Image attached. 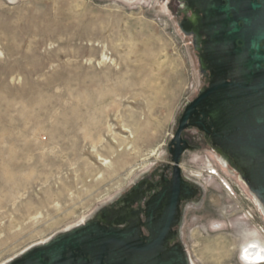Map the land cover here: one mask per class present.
<instances>
[{"label":"rangeland","instance_id":"1","mask_svg":"<svg viewBox=\"0 0 264 264\" xmlns=\"http://www.w3.org/2000/svg\"><path fill=\"white\" fill-rule=\"evenodd\" d=\"M184 5L0 0V264L171 179L169 145L205 86ZM183 139L182 177L199 194L177 241L195 264H245L251 235L264 241L247 182L196 129Z\"/></svg>","mask_w":264,"mask_h":264},{"label":"water","instance_id":"2","mask_svg":"<svg viewBox=\"0 0 264 264\" xmlns=\"http://www.w3.org/2000/svg\"><path fill=\"white\" fill-rule=\"evenodd\" d=\"M181 1L185 6L189 5L188 0ZM220 1L208 0L207 3V15L215 13L221 17L222 25L216 33L221 43L217 46L230 47V53L240 68L255 73L249 75L245 83L214 84L185 108L169 145L173 161L172 178L146 207L149 241H142L138 227L125 231L108 229L102 224L106 222L101 221L100 214L98 220L31 250L14 264H129L131 259L141 264H154L160 261L163 247L177 220L182 195L187 199L194 195L191 189L194 185L183 180L180 167L182 156L191 149L183 139V133L193 125L192 117L205 99L215 94H224L243 105L244 111H253V123L250 124L248 116L244 115L238 125L240 134L227 137L222 142L233 150L243 151L241 156L233 157L251 170V178L264 200V0H224L227 4ZM181 13L187 17L185 9H181ZM185 21L186 18L181 27ZM237 40L244 44L242 49L236 48ZM174 262L171 260L167 264Z\"/></svg>","mask_w":264,"mask_h":264},{"label":"flooded vegetation","instance_id":"3","mask_svg":"<svg viewBox=\"0 0 264 264\" xmlns=\"http://www.w3.org/2000/svg\"><path fill=\"white\" fill-rule=\"evenodd\" d=\"M218 1L220 0H217V2ZM220 2L227 4L224 0ZM196 3L197 5L199 4L198 7L200 6L199 10H201L199 11L200 16L204 19L201 39L204 44L196 47L194 45L195 35H190L188 37L193 40V45L196 51L198 50L197 53L200 60V69L205 81V86L202 92L191 103H193L199 96L205 94L214 84L223 82L245 83L247 82V77L255 73V71L249 73L248 71H244L240 68L238 61L232 57L230 53V47L226 48L224 45L217 46V43H221L220 38H217L216 36L218 29L222 25L220 20L221 17L217 16L215 13L207 15L208 0H197ZM184 9L187 12L186 22H195L197 18L195 13L198 11V8L196 7V11H189L187 6L184 5ZM185 18L186 16L183 15V20ZM239 26L243 27L241 22H239ZM188 31L192 33L191 29ZM243 45L244 44L241 43L240 40L236 41L237 49H242ZM202 54H204L206 60L202 59ZM215 105L219 106V113H214L213 106ZM244 115L248 116L249 122L252 124V110L244 111L243 105L228 99L224 94H215L205 99L203 104L197 109V112L193 115L191 120L193 125L186 131L196 129L201 133L203 139L209 142L211 146L216 149L219 155L215 152L213 154L217 159L226 156L238 169H240V171L243 172L242 167L236 163L233 157V155L241 156L243 151L233 150L230 145L223 143L222 140L227 137L240 134V128L238 125L241 123ZM188 151L189 150L186 152ZM231 167V165L228 167L230 171L235 169L234 167H232L233 169ZM170 172L173 174V168ZM170 180H165L163 174L157 182H152L151 180L142 181L137 185L131 194L117 201L114 208H110L107 212L100 215L101 221L106 222L102 224L108 229H115L119 231L131 230L138 227L140 230V238L143 242H148L150 232L147 229V204L155 195L160 193L162 189L167 186ZM194 197L195 196L193 195L192 198ZM185 201H181L179 204L177 220L173 225L170 237L163 247L161 259L154 264H167L171 260H175L173 264H186L184 250L177 241L179 236L177 229L180 226L182 218L181 208ZM129 264H141V262L131 259Z\"/></svg>","mask_w":264,"mask_h":264},{"label":"bare ground","instance_id":"4","mask_svg":"<svg viewBox=\"0 0 264 264\" xmlns=\"http://www.w3.org/2000/svg\"><path fill=\"white\" fill-rule=\"evenodd\" d=\"M188 1H189V5L187 6V8L189 9V11H196V7L198 8V11H196V13H195L197 15V18H196L195 22H193V23H187L185 21L184 25L182 26V29H183V31L187 37L190 35H195L194 45L197 47L199 45L204 44V42L201 40L202 39V33H203L204 19H203V17L200 16V12H199V11H201V10H199L200 6L198 7L196 1H193V0H188ZM185 13L187 14L186 11H185ZM186 19H187V17H186ZM190 29L192 30L191 31L192 33H190L188 31ZM201 57L203 60H206L204 57V54H202ZM213 109H214L213 110L214 113L220 112L219 106L215 105V106H213ZM218 160L221 163L223 168L228 169L229 165H231L232 167L235 168V170H237L239 173H241L240 169H238L230 161V159H228V157L224 156V157L219 158ZM236 161H237L236 163L238 165H240V167H242V170H243V174H241L240 179L242 181H245L246 179L249 181L247 183V185H248V188L250 191V195L252 196L253 203L259 208V211L261 212L262 216L264 217V200L258 194L256 184L251 178V170L247 166L242 164L240 161H238V160H236ZM183 180H184V178H183ZM191 189L194 191L193 192L194 196L199 194V190L195 186H193ZM181 199H182L181 201L187 200L184 197V195H182ZM90 223H92L91 220L86 219L74 227H71L65 231L57 233L56 235H54L53 237H51L47 241L39 243L37 245H34V246L28 248L27 250L22 252L20 255H18L17 257L7 261L4 264H14L16 261L23 259L31 250L38 248V247H41V246H44V245L50 243L52 240L57 239L63 235H67V234L74 232L76 230H80L81 228H84L86 225H88ZM257 234H254L253 236L251 235L250 239L247 241V243L242 248L241 258L245 264H264V241L262 239V236L260 234H258V235ZM186 258H187L186 264H195L191 256L190 257L186 256Z\"/></svg>","mask_w":264,"mask_h":264},{"label":"built area","instance_id":"5","mask_svg":"<svg viewBox=\"0 0 264 264\" xmlns=\"http://www.w3.org/2000/svg\"><path fill=\"white\" fill-rule=\"evenodd\" d=\"M212 175H215V174H212Z\"/></svg>","mask_w":264,"mask_h":264}]
</instances>
